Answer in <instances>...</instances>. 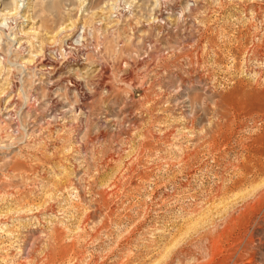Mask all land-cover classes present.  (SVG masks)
<instances>
[{
    "label": "rangeland",
    "instance_id": "374dc122",
    "mask_svg": "<svg viewBox=\"0 0 264 264\" xmlns=\"http://www.w3.org/2000/svg\"><path fill=\"white\" fill-rule=\"evenodd\" d=\"M14 1L0 264H264V0Z\"/></svg>",
    "mask_w": 264,
    "mask_h": 264
},
{
    "label": "bare ground",
    "instance_id": "6f19581e",
    "mask_svg": "<svg viewBox=\"0 0 264 264\" xmlns=\"http://www.w3.org/2000/svg\"><path fill=\"white\" fill-rule=\"evenodd\" d=\"M15 1H16V0H15ZM15 1H14V2H15ZM14 2H13V3H14ZM15 5H16V4H15ZM19 7H20V6L17 5V6L15 7V9H14L15 12H14L13 14H11L10 12H7L6 15H5V18H4V19H1V22H0V46H1V44H2L1 42H4V40H3V36H2V31H3V30L6 31V29L9 28V25L11 26V24L9 23L10 18H9L8 16H9V15H15V14H17V11L19 10ZM5 10H7V9H5ZM11 20H12V19H11ZM10 22H11V21H10ZM10 29H11V28H10ZM10 29H9V30H10ZM14 35H15V33H14ZM16 35L18 36L17 33H16ZM16 35H15V36H16ZM69 35H70V34H69ZM14 38H15V37H14ZM16 38H17V37H16ZM11 39H12V38H11ZM72 41H73V40H72ZM77 42H78V41H77ZM71 44H72V47L70 46L69 49H70V50H73V49L75 50L76 47L73 46V45H75L76 42L71 43ZM77 47H78V46H77ZM72 48H73V49H72ZM76 50H77V49H76ZM79 51H80V50H79ZM66 52H67V51H66ZM72 52H73V51H72ZM81 52H82V51H81ZM70 53H71V52H70ZM85 53H86V52H85ZM87 53H88V52H87ZM87 53H86V55H87ZM67 54H68V53H67ZM82 54H83V53H82ZM82 54H80L79 56H78V55H76V56H78V57L80 58V56H81ZM84 55H85V54H84ZM68 56H69V55H68ZM71 57H72V56H71ZM81 58H82V57H81ZM0 59H1V57H0ZM75 59H78V58H75ZM82 59H83V58H82ZM83 60H84V59H83ZM74 61H75V60H74ZM76 61H77V60H76ZM86 61H87V60H86ZM70 62H71V61H70ZM78 62H79V61H78ZM40 63H41V62H40ZM42 64H43V67H44L45 69H48L49 67H54L53 64H52L51 62H49V61H48V62L45 61V63L43 62ZM75 65H76V64H75ZM72 66H73V65H72ZM45 69H44V70H45ZM41 70H42V69H41ZM55 70H56V69H55ZM42 72H43V71H42ZM47 73H48V72H47ZM62 77H63V76H62ZM67 77H68V76H67ZM67 77H66V78H67ZM64 78H65V77H64ZM62 79H63V78H62ZM49 81H50V80H49ZM64 81H65V80H64ZM68 81H69V80H68ZM54 82H55V81H54ZM50 83H52V82H50ZM50 83H49V84H50ZM56 83H59V81L56 82ZM62 83H63V82H62ZM44 84H45V83H44ZM50 85H51V84H50ZM50 85H49V86H50ZM59 85H60V83H59ZM47 86H48V85H47ZM73 86H74V85H73ZM53 87H54V85H53ZM74 87H75V86H74ZM66 89H67V88H66ZM53 90H54V89H53ZM58 90H59V89H58ZM50 91H51V90H50ZM50 100H51V99H50ZM53 101H54V100H53ZM57 103H58V102H57Z\"/></svg>",
    "mask_w": 264,
    "mask_h": 264
}]
</instances>
